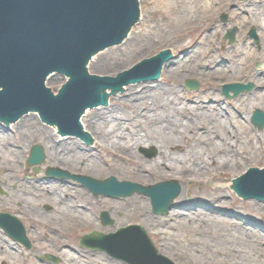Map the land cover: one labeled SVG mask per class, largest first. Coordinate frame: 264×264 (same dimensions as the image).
Returning <instances> with one entry per match:
<instances>
[{
    "label": "rangeland",
    "instance_id": "rangeland-1",
    "mask_svg": "<svg viewBox=\"0 0 264 264\" xmlns=\"http://www.w3.org/2000/svg\"><path fill=\"white\" fill-rule=\"evenodd\" d=\"M176 1L177 0H137L139 21L129 30L128 34L134 33L139 35L143 30L157 25L161 19L165 22L168 18H172L171 15L175 12ZM191 1L192 0H186V2L189 3H191ZM201 1L205 2V0ZM213 1L218 5L217 7L214 6L215 16L213 20L208 22L207 25L203 24L200 28L193 29L185 36L181 37L175 35L173 39H170L169 37L173 35L171 33L176 32V28L172 31L171 29H167V32L160 39L155 40L152 47L149 49L136 50L134 47L126 46L122 43L95 54L93 58L101 56L106 52L116 51L113 59L115 65L112 69L107 71L96 70L97 73L89 72L91 75L107 78L113 77L133 62L142 61L162 51H167L170 58L168 61L169 63L165 65V72L162 69L160 76L157 78L152 81H136L130 83L127 87H119L107 98L106 107L98 105L87 111L102 110L107 112V110L110 109V100L113 101L112 107H114V109H119L123 106L130 107L138 105L142 101L145 103L146 108L149 109V106L153 105L152 101H150V94L154 87L158 85L161 88L171 87L180 91L178 97L171 103L176 105L177 109H175V111L178 114H183L181 109L183 105L200 107L203 111L199 116L196 115L194 110L190 111V116L199 129L196 130L193 126L191 128L189 127V131L186 133L187 141H180L179 145L168 149V152L175 155V157H178L181 152H183V148L179 151V146L184 147V145H188V143L190 144L192 141H198L203 145L207 144L212 149V155L215 159L219 156L220 152H239L240 150L238 149H241L244 143H234L233 138L230 139L228 135V133L231 134L232 130H237L239 126L245 127L248 129L247 132H249L247 136L241 138V142H246V138L252 139L258 137L260 138V142L257 145V150L264 153V139L262 138L264 129L259 131L250 123L252 113L255 110L264 113V108H255L252 110L251 113H249V119H247L248 111L245 110V108H240V110H237V107L235 108V102L241 96L254 94L258 92L257 89L261 87L263 91L260 93L258 92V94H262L264 98V27H262L261 22L257 20L254 23L249 22L246 15V8L251 1L257 4L262 3L261 20H264V0H230V5L227 6H220L221 3L219 0ZM222 17L226 18L225 22L222 21ZM213 28L216 30L210 33L209 40L214 46L212 53L217 63L208 68L207 76L194 75L184 78L181 69L185 64L198 65L197 60L199 58L203 59L204 57H208L209 54L198 51L199 48L196 42L203 33L205 34L206 31H211ZM232 29H236L237 33L235 35V42L229 45L228 42L224 40V36ZM251 30L255 31L258 44H255L249 37ZM256 31H259L260 34L258 33L257 35ZM183 41H186L187 45L194 47V49L191 50L192 54L190 57L184 61L181 59L183 57H180L182 48L180 45ZM171 64L173 69L175 66H177V69L174 73L167 74L166 71ZM98 73L106 74L99 75ZM53 75H56L57 86L46 88L49 89L52 94L56 95L67 81V78L60 74H52L50 76ZM254 76H257L261 80L260 85H255ZM186 81L196 82L199 85L198 89L196 91L186 90ZM230 84L251 85L252 89L249 92L240 94L234 99L227 100L222 96L221 92L223 86ZM211 92L219 98L223 115L225 116V112L231 114V117L225 124L227 133L221 130L224 121L220 123L219 119L217 121L211 120L205 115L207 112L204 111H206L207 107L212 103V101L210 102L208 99V93ZM140 95H143L144 99L140 98ZM163 106L160 103L157 104L159 110H161ZM167 108L170 110L171 106L167 105ZM235 110L239 112L241 117H237ZM143 111L146 110L144 109ZM29 116L37 122L40 127L50 132L56 143L63 142V140L66 141L65 138H72L79 142L82 148L94 153V155L98 156L99 153L93 149L94 145L92 139L89 140L88 143H84L81 138L61 135L54 126L41 124L40 117L37 113H28L7 125H5L4 121L1 120L2 118H0V135L4 134L8 137V146L10 148L14 147L20 152L22 150L20 156L24 158L13 173L16 180L15 184L3 182L2 175L8 166L6 168L0 167V214H8L16 217L23 225L26 237L30 243V248L26 249L9 238L0 228V249H2V253H4L1 255L0 251V259H8L10 252L17 255L18 258L13 264H49L41 260L45 259V257L56 259V261L47 259V261L51 262L50 264H128L118 258L110 256L102 250L87 248L80 245L82 237L91 234H103L97 232L96 229L100 231L111 230L114 228L117 221H122L123 224L121 226L103 235L115 233L119 229L127 226H139L151 241L157 253L167 258L173 264H231L217 254V248L221 242L229 239L228 234H232L235 230L241 235L238 238L236 237L234 242L236 247L233 249V252L238 253L236 256H243L239 257V259L253 260L249 264H264V209L259 207L260 209L253 211L251 207L254 205L256 207L264 205V200L261 198H242L232 189V180L241 168L248 166H263L264 157L256 161L247 160L245 163L237 164L232 169H217L215 165L214 168H209V176L192 178V181L188 183L180 177L167 176L161 179L159 177L160 175L153 176L152 183L149 185L141 184L130 174L121 175L119 173H112L101 179L94 178L58 166H48L45 162V153L41 142L37 141V139L25 138L23 140L18 136L15 137L11 131V127L15 126L23 118H28ZM194 116H197L200 120L193 118ZM183 120L185 121V119ZM139 126L140 125L137 127ZM53 128L56 129L55 132ZM34 146H39L42 149L44 161L39 166H27L26 162L30 158V152ZM135 152L139 160L145 163L153 161L158 156L157 148L153 145L140 147ZM99 154L103 157L108 156L111 162H113L116 157L112 151H100ZM124 160L125 159H122V161ZM49 170L58 171L70 177H88L97 181H103L109 177H114L118 182H129L142 187H150L158 183L174 181L180 188V192L178 197L171 204L169 211L165 215L159 216L153 214L149 199L143 195L133 194L126 198L94 197L88 189L84 188L73 179L47 177L46 172ZM163 171H167V169ZM25 183L35 187L40 186L47 188L50 194L56 193V204L55 201L52 200H50V203L45 202L44 195L41 192L34 193L31 190L28 192L23 191V194H30L36 201L34 205L23 204V200H16L14 197L9 198V194L19 190L20 186ZM54 187L56 191L54 190L52 193ZM77 190H82L87 194L89 201H91L90 204H79L80 199H77L75 196ZM199 194H203L204 198L213 197L214 195L222 197L224 205L216 206L215 210L217 213L214 214L213 218L204 210L207 209L205 207L206 205L198 202ZM133 196L147 201L149 208L146 209V211L152 219H165V221H161V225L155 224L154 227L145 228L144 223L140 220L141 215H135L134 212H131L126 215V217H123L122 214L114 212L115 210H113L114 206L112 203H105L106 200L111 202H124L128 201ZM70 199L74 202L70 205L71 209L87 211L92 222L90 225L79 226L76 229L68 227V229L62 227L61 224H48L49 221H45L44 219L45 216L40 219V221H42L40 222L41 224L39 223L38 217H40L41 214L59 215L60 209L57 208L58 201L63 202L64 200ZM89 205L92 206L90 207ZM174 211H177L181 218L194 216L201 217V219L194 222L193 226L188 230H183L181 229V222L175 217L166 219ZM101 213L107 214L108 218L112 221L111 226L102 224L100 219ZM195 220L196 219H194V221ZM244 234H248L250 237H261V243L259 244V248L261 249L260 254L255 255L254 252L251 251L252 241H247ZM166 243L171 245L173 253H161L164 251V245ZM62 248H66L64 250L70 253L69 256L72 259H63L59 254ZM190 259H195L196 262Z\"/></svg>",
    "mask_w": 264,
    "mask_h": 264
},
{
    "label": "water",
    "instance_id": "water-1",
    "mask_svg": "<svg viewBox=\"0 0 264 264\" xmlns=\"http://www.w3.org/2000/svg\"><path fill=\"white\" fill-rule=\"evenodd\" d=\"M139 21L137 0H0V118L5 125L28 113H37L41 124L55 126L64 136L89 142L80 121L86 109L106 105L102 97L119 87L136 81H152L160 76L169 61L167 51L131 63L113 77L89 74L88 61L95 54L120 45L129 30ZM225 22L226 18L222 17ZM236 29L224 40L232 45ZM249 37L258 44L254 30ZM87 66V67H86ZM60 74L67 78L57 95L46 88L47 78ZM199 85L186 81L185 89L196 91ZM251 85L230 84L222 87V96L231 100L249 92ZM250 123L264 129V113L255 110ZM44 156L34 146L27 166H39ZM49 178L73 179L94 197L126 198L143 195L150 201L154 215H165L180 188L174 181L150 187L118 182L114 177L97 181L88 177H70L58 171L46 172ZM238 196L264 200V165L242 167L232 180ZM103 225L111 226L107 214L101 213ZM0 228L16 243L29 249L21 222L0 214ZM80 245L99 249L128 264H173L159 255L142 228L127 226L112 234L82 237ZM52 259V258H51Z\"/></svg>",
    "mask_w": 264,
    "mask_h": 264
},
{
    "label": "bare ground",
    "instance_id": "bare-ground-1",
    "mask_svg": "<svg viewBox=\"0 0 264 264\" xmlns=\"http://www.w3.org/2000/svg\"><path fill=\"white\" fill-rule=\"evenodd\" d=\"M219 2L221 3L220 6L230 5V0H219ZM215 3L216 2L213 0H205V2H202L201 0H192L191 3L186 2V0H177L175 12L171 15L172 18H168L165 22L161 19L157 25L143 30L139 35L134 33L128 34V32L124 39L125 41L123 40L122 43L126 46L134 47L136 50H146L151 48L154 41L160 39L167 32V29H171L172 31L176 28V32L171 33L173 35L169 37L170 39H173L175 35L181 37L185 36L193 29L200 28L203 24L207 25L208 22L213 20L215 16L214 9L218 6ZM247 8L246 15L249 22L254 23L257 20L261 22L262 27H264V20H261V10L263 9L262 3L257 4L256 2L251 1ZM215 30L216 29L213 28L211 31H206V33H203L197 40L196 45L199 48L198 51L209 55L208 57H204L203 59L199 58L197 60L199 66L196 64H185L181 69L184 78L194 75L207 76L208 68L217 63V60L213 57L212 53L214 46L209 40L210 33H213ZM256 32L257 35L258 33L260 34L259 31ZM180 46L182 47L180 57H183L181 59L184 61L190 57L192 54L191 50L194 49V47L187 45L186 41L181 42ZM115 52L116 51H110L101 56L92 57L88 62L89 72L94 73L96 70L107 71L112 69L115 65V62H113ZM168 63L169 62L166 64ZM166 64H164L162 68L163 70L166 68ZM200 66H203L204 68ZM176 69L177 66L173 69L171 64L166 72L167 74H172ZM98 74L105 75L106 73ZM55 76L56 75H53L47 78L45 83L46 87L52 88L57 86V78ZM253 79H255V85H260L261 80L257 76H254ZM257 90L259 93L263 91L262 87ZM258 92L249 96H241L235 102V108L237 107V110L245 108V110L248 111L247 119H249V113L255 108H264L263 95L258 94ZM179 93L180 91L178 89L171 87L161 88L158 85L154 87L150 94V101H152L153 105L149 106V109L146 108L143 101L138 105L130 107L125 106L126 108L123 106L122 108L114 109V107H112L113 101L110 100V109H108L107 112L97 109V111H87L91 109L85 110L80 116V121L87 130L89 140L92 139L93 141V149L97 153H100V151H112L116 156L113 162L109 160L108 156L103 157L99 153L98 156H96L94 153L87 151L79 145V142L72 138H65L66 141L63 140V142L56 143L50 132L40 127L30 116L28 118H23L15 126L11 127V131L15 137L18 136L23 140L25 138L33 140L37 139V141L41 142L45 153V162L48 166H58L69 169L72 172H78L100 179L112 173H119L121 175L130 174L143 185L151 184L152 177L156 175H160L159 177L161 179L167 176L180 177L188 183L189 181H192V178L209 176V168H214L215 165L217 169H232L237 164L245 163L247 160L256 161L264 157V153L257 150L260 138H246V142H241V138L247 136L249 133L247 132L248 129L243 126H239L237 130H232L231 134L228 133L230 139L233 138L234 143H244L242 144V148L238 149L240 150L239 152H220L219 156L215 159L212 155V149L207 144L203 145L198 141H192L190 144L188 143V145H184V147L179 146V151L183 148V152H181L178 157H175V155L168 152L170 147L179 145L180 141H187L186 133L189 131V127L191 128L193 126L196 130L199 129L192 120L190 111L194 110L198 116L203 112L200 107H190L179 103L183 105L181 108L183 114H178L175 111V109H177L176 105L171 103L174 102ZM140 96V98L144 99L143 95ZM108 97L109 96L102 97V101H105L104 104ZM208 99L210 102L212 101V103H210L206 111H204L207 112L205 115L211 120L217 121L219 119L220 123L224 121L221 130L224 133H227L225 124L231 117V114L225 112V116L223 115L220 107V100L214 93H208ZM158 103L162 104V106L164 105L161 110L157 107ZM167 105L171 106V111L167 108ZM104 107H106V105H104ZM144 109L146 111H143ZM235 113L237 114V117H241L238 111L235 110ZM193 118L200 120L197 116H194ZM183 119H185V121ZM138 125L140 126L137 127ZM53 131L55 132L56 129L53 128ZM263 135L262 138L264 139ZM7 138L8 137L4 134L0 135V167L6 168L8 166L2 175V179L5 183L15 184L16 180L13 173L24 158L23 156H20L22 150L20 152L14 147L10 148L8 146ZM151 145L157 148V158L149 163L141 162L135 151L140 147ZM122 159H125V162L122 161ZM165 169H167V171H163ZM30 190L34 193L41 192L44 195L45 202L50 203V200H52L55 201L56 204L57 195L56 193H53L55 187L52 191L53 194H50L48 191L49 189L47 188L40 186L35 187L27 183L22 184L16 192L14 191V193L9 194V198L14 197L16 200H23V204L34 205L36 201L31 195L23 194V191L28 192ZM75 196L77 199H80V202H82H79V204H90L91 202L89 201L87 194L82 190H77ZM198 196V202L206 205L205 207L207 209L204 210L212 218L214 214L217 213L215 210L216 206L224 205V202L222 201L223 199L219 195L207 198H204L203 194H199ZM72 201V199L64 200L63 202L58 201L57 208L60 209L59 215L41 214L40 217H38L39 223L42 222L40 219L45 216V221H49L48 224H61L64 228L69 227L71 229H76L79 226L90 225L92 222L87 211L71 209L70 205L74 203ZM105 203H112L114 206L113 210H115L114 212L122 214L123 217H126V215L131 212H134L135 215H141L140 220L144 223L145 228L154 227L155 224L161 225L162 222L165 221V219H152L146 211V209L149 208L147 201H144L137 196H133L128 201L124 202H111L106 200ZM89 206L91 207L92 205ZM251 207L253 211H257L260 209L259 207L264 209V205H259L257 207L254 205ZM173 217L181 222V229L183 230H188L193 226L194 222L201 219V217L194 216L181 218L177 211L172 212L166 219ZM194 219L196 220L194 221ZM122 224V221H117L116 225L111 230L100 231L96 229V231L105 234L114 231ZM239 234L240 233L237 230L232 234H228L229 239L218 245L217 254L231 264H249L253 260L239 259V257L243 256L240 255L237 257L236 255L238 253L233 252V249L236 247L234 244L236 237L238 238L241 236ZM244 237L247 241H252L251 251L254 252L255 255L260 254L261 249L259 248V244L261 243V237H250L248 234H244ZM64 249L66 248H62L59 254L63 259H72L69 256L70 253ZM0 251L1 255H3V250L0 249ZM161 253H173L171 245L166 243L164 245V251ZM8 257V259L11 260V264L18 259L17 255L10 252ZM190 260L196 262L195 259Z\"/></svg>",
    "mask_w": 264,
    "mask_h": 264
},
{
    "label": "flooded vegetation",
    "instance_id": "flooded-vegetation-1",
    "mask_svg": "<svg viewBox=\"0 0 264 264\" xmlns=\"http://www.w3.org/2000/svg\"><path fill=\"white\" fill-rule=\"evenodd\" d=\"M29 242V241H28ZM30 244V243H29ZM22 246V245H21ZM30 248V247H29ZM47 259H50V260H52V261H56V259H51L50 257H45V259H41L42 261H46V262H48L49 264L51 263V262H49V261H47ZM0 264H11V260L10 259H0Z\"/></svg>",
    "mask_w": 264,
    "mask_h": 264
}]
</instances>
